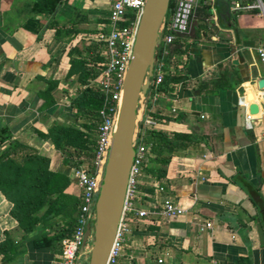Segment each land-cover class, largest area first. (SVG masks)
<instances>
[{
	"label": "crops",
	"instance_id": "obj_1",
	"mask_svg": "<svg viewBox=\"0 0 264 264\" xmlns=\"http://www.w3.org/2000/svg\"><path fill=\"white\" fill-rule=\"evenodd\" d=\"M112 1L61 0L52 14L42 15L32 10L35 0H0V127L49 156L52 168L69 171L76 195L73 169L36 130L47 133L54 122L74 117L71 97L81 84L77 75L68 77L70 59L92 53ZM258 2L197 4L174 63L188 78L176 93L150 94L146 111L170 117L159 128L202 133L207 140L177 150L163 184L143 173L135 204L149 215L130 221L118 264H264V88L258 85L264 78L258 58L264 15ZM51 86V94L42 95ZM253 103L259 110L248 125ZM166 202L188 212L162 217L158 211ZM12 206L0 190V240L6 231L21 237ZM209 221L211 227H204ZM54 258L29 246L32 264H54Z\"/></svg>",
	"mask_w": 264,
	"mask_h": 264
},
{
	"label": "trees",
	"instance_id": "obj_2",
	"mask_svg": "<svg viewBox=\"0 0 264 264\" xmlns=\"http://www.w3.org/2000/svg\"><path fill=\"white\" fill-rule=\"evenodd\" d=\"M60 1L35 0L32 10L35 14L49 15L56 10ZM174 5L175 0H171L169 12ZM51 25L61 31L62 27L55 22ZM183 35L178 34L166 47L168 52L161 50L164 77L158 87L150 92L157 98L176 93L178 86L185 84L188 78L174 65L176 56L185 49L181 41ZM91 50L87 59L73 56L70 59L68 77L77 75L81 84L71 97L72 120L68 123L54 122L47 133L36 132L40 137L50 139L61 151L64 164L73 170L83 168L94 174L97 132L102 121L100 110L104 107L106 95L93 81L104 68V42L94 40ZM52 88L49 87L42 95H50ZM49 102L51 104L53 99ZM150 114L159 121L170 119L160 110L152 109ZM142 135L143 142L149 146L143 170L155 175L161 184L167 177L168 165L177 150L207 140L202 133L172 132L159 127L147 128ZM6 142L9 143L1 148ZM0 148V190L12 202L11 215L21 231L19 239L5 232V238L0 240V264H32L28 259L29 246L49 250L55 257V263L59 264L58 255L62 251L63 240L72 236L82 203L81 195L69 190L73 182L69 171L52 168L49 156L13 139L7 125L0 127Z\"/></svg>",
	"mask_w": 264,
	"mask_h": 264
},
{
	"label": "built area",
	"instance_id": "obj_3",
	"mask_svg": "<svg viewBox=\"0 0 264 264\" xmlns=\"http://www.w3.org/2000/svg\"><path fill=\"white\" fill-rule=\"evenodd\" d=\"M201 0H175L174 8L167 16L163 29L162 50L168 52L166 47L171 44L178 34H185L189 31L195 8ZM146 0H113L109 9V21L106 28L98 35L99 40L105 45L104 68L94 79L106 95L104 107L100 110L102 121L98 126L96 139V172L88 173L83 168L73 170V178L79 188L82 203L77 215V225L70 238L63 240L61 253L58 255L59 264H76L79 256V249L85 233L86 225L92 217L93 206L98 193L102 171L110 148L113 127L116 119L118 102L121 95L123 80L130 61L132 48L135 40L138 21ZM259 7L264 15V1L259 0ZM258 56L264 63V40L258 47ZM164 62L158 61L152 89H156L164 77ZM152 97L157 98L156 95ZM176 110L175 107L172 108ZM253 115L246 114L248 125H251ZM160 121L154 118L145 110L139 122L140 132L136 153L128 181L124 213L120 221L116 238L111 248L106 264H118L122 250L126 242L127 234L130 231V221L146 218L149 211L144 208H137L136 199L139 193V184L144 173L143 167L149 155V146L143 142V131L147 128L158 127ZM188 212L174 202H166L159 208V215L172 217L183 215ZM209 221L204 227H211ZM162 262V259H159Z\"/></svg>",
	"mask_w": 264,
	"mask_h": 264
},
{
	"label": "water",
	"instance_id": "obj_4",
	"mask_svg": "<svg viewBox=\"0 0 264 264\" xmlns=\"http://www.w3.org/2000/svg\"><path fill=\"white\" fill-rule=\"evenodd\" d=\"M170 2L171 0H146L140 14L118 102L110 148L93 214L86 225L76 264H106L116 238L139 139V122L152 90ZM258 85L259 88H264V78ZM258 110L256 103L249 106L250 114H255Z\"/></svg>",
	"mask_w": 264,
	"mask_h": 264
},
{
	"label": "rangeland",
	"instance_id": "obj_5",
	"mask_svg": "<svg viewBox=\"0 0 264 264\" xmlns=\"http://www.w3.org/2000/svg\"><path fill=\"white\" fill-rule=\"evenodd\" d=\"M171 13V11L168 13V15ZM54 264H56L55 262H54Z\"/></svg>",
	"mask_w": 264,
	"mask_h": 264
}]
</instances>
